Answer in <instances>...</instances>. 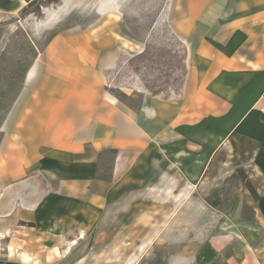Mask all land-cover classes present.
<instances>
[{"label": "crops", "instance_id": "obj_1", "mask_svg": "<svg viewBox=\"0 0 264 264\" xmlns=\"http://www.w3.org/2000/svg\"><path fill=\"white\" fill-rule=\"evenodd\" d=\"M18 2L0 0V9ZM190 4L192 16L200 11V17L185 26L192 82L185 86L183 103L145 93L135 111L113 97L91 103L79 91L57 92L24 106L14 101L0 128L7 130L0 140V242L13 241L27 224L37 226L45 236L62 234L63 248L53 251L65 257L77 238L86 239L75 225L80 217L72 213L99 204L97 192L87 194L85 202L82 193L103 180L93 178L92 168H83L81 161L68 170L66 165L91 146L116 150L112 174L128 178L146 152H160L170 175L155 165V186L161 191L184 186V197L200 205L201 241L186 251L175 244L171 264H264V0ZM230 177L238 192L228 197ZM49 181L56 182L55 191ZM112 191L110 183L100 204ZM47 203L56 208L44 211ZM67 227L77 238L64 235Z\"/></svg>", "mask_w": 264, "mask_h": 264}, {"label": "rangeland", "instance_id": "obj_2", "mask_svg": "<svg viewBox=\"0 0 264 264\" xmlns=\"http://www.w3.org/2000/svg\"><path fill=\"white\" fill-rule=\"evenodd\" d=\"M18 1L15 8L0 9V128L17 98L24 106L63 91H79L91 103L113 97L135 111L146 94L179 104L186 100L185 86L192 79L185 26L200 17V11L196 16L190 12L192 0H56L25 13L27 1ZM6 132L0 130V140ZM116 153L85 146L66 165L68 170L81 161L83 168H92L93 178L103 180L82 193L85 202L87 194L97 192L99 204L72 213L80 217L75 225L84 229L86 239L67 227L64 235L78 244L63 257L53 251L63 248L62 234L45 236L27 224L13 241L0 242V264H171L175 244L185 251L195 247L203 229L200 205L184 197V186L167 185L163 191L155 186V167L161 165L170 175L169 161L159 160L160 152H146L128 178L119 171L112 174ZM110 183L112 194L102 205ZM48 187L55 191L56 182ZM226 187L228 197L238 192L233 177ZM178 196L183 199L176 203ZM55 208L47 203L44 211ZM243 208L251 216L249 207Z\"/></svg>", "mask_w": 264, "mask_h": 264}, {"label": "trees", "instance_id": "obj_3", "mask_svg": "<svg viewBox=\"0 0 264 264\" xmlns=\"http://www.w3.org/2000/svg\"><path fill=\"white\" fill-rule=\"evenodd\" d=\"M26 1H27V5L22 8L23 13L31 12L32 7H34V9L37 10L41 5H47L51 2H55L56 0H31V1L26 0ZM245 183L248 186L249 190L254 194L255 192L251 187V185L247 181Z\"/></svg>", "mask_w": 264, "mask_h": 264}]
</instances>
